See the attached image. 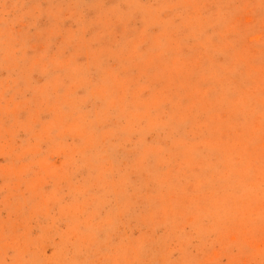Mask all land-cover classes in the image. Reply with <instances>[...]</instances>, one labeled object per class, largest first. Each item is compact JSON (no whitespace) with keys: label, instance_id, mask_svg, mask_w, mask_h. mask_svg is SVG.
<instances>
[{"label":"rangeland","instance_id":"obj_1","mask_svg":"<svg viewBox=\"0 0 264 264\" xmlns=\"http://www.w3.org/2000/svg\"><path fill=\"white\" fill-rule=\"evenodd\" d=\"M0 264H264V0H0Z\"/></svg>","mask_w":264,"mask_h":264}]
</instances>
